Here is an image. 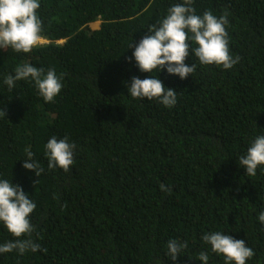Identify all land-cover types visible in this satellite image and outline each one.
I'll list each match as a JSON object with an SVG mask.
<instances>
[{
	"label": "trees",
	"instance_id": "16d2710c",
	"mask_svg": "<svg viewBox=\"0 0 264 264\" xmlns=\"http://www.w3.org/2000/svg\"><path fill=\"white\" fill-rule=\"evenodd\" d=\"M39 3L45 41L29 53L0 49V180L37 205L31 239L41 250L0 253V264H202L201 252L225 264L201 239L212 232L244 240L254 251L246 264H264V166L248 176L239 163L264 135V0H193L197 15L226 14L239 60L202 65L190 42L185 63L196 67L183 80L141 72L132 58L183 0ZM25 63L55 69L63 86L53 102L31 78L4 84ZM150 76L177 92L173 107L131 97L132 77ZM53 136L74 145L67 172L47 167ZM26 150L44 169L38 177L22 167ZM14 239L0 223V246ZM170 239L188 244L175 261Z\"/></svg>",
	"mask_w": 264,
	"mask_h": 264
},
{
	"label": "clouds",
	"instance_id": "9594fccd",
	"mask_svg": "<svg viewBox=\"0 0 264 264\" xmlns=\"http://www.w3.org/2000/svg\"><path fill=\"white\" fill-rule=\"evenodd\" d=\"M192 4L193 0H183L182 4L171 6L159 26L149 27L150 34L139 41L132 53L141 72L165 69L168 74L178 76L181 80L187 78L196 67L195 64L189 66L185 63L190 42L196 45L191 51L202 65L215 64L230 69L238 62L239 57L233 58L230 54L226 14L219 18L211 11H204L202 16L197 15ZM39 7V0H0V49L10 47L17 53H29L40 43L42 22L37 14ZM14 73L6 75L3 81L10 90L16 81L31 78L45 102H53L61 92L63 85L55 69H49L45 74L43 68L25 63L17 66ZM128 91L132 98H156L167 108L177 103V92L165 88L158 78L152 76L143 80L132 77ZM0 114L6 115L3 110H0ZM73 147L67 137L59 141L55 136L49 139L45 145L48 169L59 167L65 172L69 171L73 164ZM26 155L22 167L33 171L36 177L40 176L44 169L33 160V152L26 150ZM239 163L248 176L256 175L258 166H264V135L255 138L247 154L240 157ZM160 187L162 192H171L170 187L163 184ZM36 207L21 187L6 179L0 180V223L16 238L0 246V253L16 250L23 254L28 250H41L40 245L31 239L34 227L30 215ZM258 220L264 225V211L259 214ZM201 239L211 246L212 252L224 257L225 264H246L254 255L253 249L247 247L244 240L233 239L221 232L205 233ZM187 246V241L170 239L167 242V254L175 261ZM198 259L202 264H208L209 256L201 252Z\"/></svg>",
	"mask_w": 264,
	"mask_h": 264
},
{
	"label": "rangeland",
	"instance_id": "374dc122",
	"mask_svg": "<svg viewBox=\"0 0 264 264\" xmlns=\"http://www.w3.org/2000/svg\"><path fill=\"white\" fill-rule=\"evenodd\" d=\"M43 42H44V40L41 39L40 43H43Z\"/></svg>",
	"mask_w": 264,
	"mask_h": 264
}]
</instances>
